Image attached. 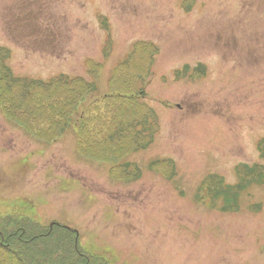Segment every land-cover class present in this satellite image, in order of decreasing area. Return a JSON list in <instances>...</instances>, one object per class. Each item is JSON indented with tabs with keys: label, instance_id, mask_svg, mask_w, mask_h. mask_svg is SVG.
Wrapping results in <instances>:
<instances>
[{
	"label": "rangeland",
	"instance_id": "obj_1",
	"mask_svg": "<svg viewBox=\"0 0 264 264\" xmlns=\"http://www.w3.org/2000/svg\"><path fill=\"white\" fill-rule=\"evenodd\" d=\"M0 46L17 77L80 75L96 90L80 101L0 73L3 224L38 221L78 264H264V176L235 210L198 190L208 175L234 185L238 165L264 166V0H0ZM125 81L144 86L158 122L127 153L142 125L111 123L114 107L105 118L100 105V93L130 91ZM70 107L82 125L59 132Z\"/></svg>",
	"mask_w": 264,
	"mask_h": 264
},
{
	"label": "trees",
	"instance_id": "obj_2",
	"mask_svg": "<svg viewBox=\"0 0 264 264\" xmlns=\"http://www.w3.org/2000/svg\"><path fill=\"white\" fill-rule=\"evenodd\" d=\"M8 53L4 47H0V73L4 79L14 81L18 87L24 90L31 91L33 88L41 89V85L50 87V90L60 89L82 101L85 97H90L94 94L95 85L91 81H87L81 76H62L53 79L49 82H42L40 80H33L29 77H17L13 74L12 68L7 64ZM135 61H125L120 65V74L130 75L132 65ZM129 65V66H128ZM116 72H119L116 70ZM138 82V80L136 79ZM115 83V82H114ZM120 85V84H119ZM122 86V85H121ZM124 87V86H123ZM125 88L131 89L132 84L125 81ZM145 95L142 87L131 89L130 91L120 90L118 88L112 89L106 93L100 94V105L104 112L105 118L110 108L114 107V112L110 115V122L117 121L119 124L132 127L133 124L140 123L142 131L151 130L149 140L158 130L157 117L153 109L148 107L145 103L140 102V97ZM51 104L53 106H51ZM50 107L55 110L57 105L54 100L49 99L45 104V108ZM3 109V108H2ZM105 110V111H104ZM30 114L27 115L28 120H31ZM65 120L59 121L63 126H60L59 132L67 129L71 121L76 118L82 125V114L78 108H67L65 110ZM150 119L149 122L147 120ZM17 123H25L21 119ZM148 126V128H147ZM137 136V137H136ZM132 140L134 143L130 144L128 140L125 141L127 149L123 153L131 152L139 148L138 144L134 145L138 140L144 137V134L138 133ZM112 141V140H111ZM262 143V144H261ZM264 139L259 142L261 144L259 149L264 156ZM86 155L92 156L87 152ZM118 156H115L113 162L116 163ZM258 164L248 165L242 163L237 166V182L234 185H229L224 182L223 176L208 175L200 182L198 190H202L205 195L212 199L221 197L224 203V209H237V197L241 191L252 183H261L262 176H264V166L260 170ZM134 176L132 179L137 177ZM8 222L4 227L0 225V264H78L76 260H69L66 249L61 242L59 234L54 230H43L38 232L35 228V223L27 222L25 226L24 218H14ZM27 221V220H26ZM5 238V239H4ZM60 242V243H59ZM91 264H99L97 261L89 262Z\"/></svg>",
	"mask_w": 264,
	"mask_h": 264
},
{
	"label": "flooded vegetation",
	"instance_id": "obj_3",
	"mask_svg": "<svg viewBox=\"0 0 264 264\" xmlns=\"http://www.w3.org/2000/svg\"><path fill=\"white\" fill-rule=\"evenodd\" d=\"M33 35H34V37H36V36H40L39 34H33ZM33 35H30V37L33 36ZM32 48L36 49L35 46H32ZM6 132H7V131L4 129V127H2V128L0 129V134H1V136H3V138H4V136L6 135ZM5 138H6L7 146H9V145H10V136H9V134H7V135L5 136ZM5 138H4V139H5Z\"/></svg>",
	"mask_w": 264,
	"mask_h": 264
},
{
	"label": "bare ground",
	"instance_id": "obj_4",
	"mask_svg": "<svg viewBox=\"0 0 264 264\" xmlns=\"http://www.w3.org/2000/svg\"><path fill=\"white\" fill-rule=\"evenodd\" d=\"M41 22V21H40ZM25 33H27V32H25ZM29 35H32V34H30V33H28ZM26 77V76H25ZM136 79H137V77H136ZM138 80V79H137ZM2 108V106L0 105V109Z\"/></svg>",
	"mask_w": 264,
	"mask_h": 264
}]
</instances>
